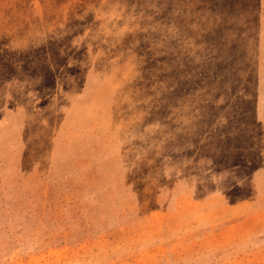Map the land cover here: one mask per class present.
<instances>
[{
    "label": "rangeland",
    "instance_id": "374dc122",
    "mask_svg": "<svg viewBox=\"0 0 264 264\" xmlns=\"http://www.w3.org/2000/svg\"><path fill=\"white\" fill-rule=\"evenodd\" d=\"M0 264H264V0H0Z\"/></svg>",
    "mask_w": 264,
    "mask_h": 264
}]
</instances>
